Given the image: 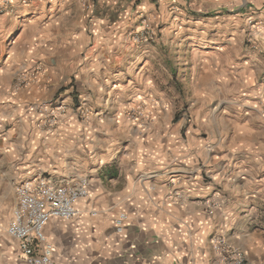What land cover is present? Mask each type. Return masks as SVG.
Returning <instances> with one entry per match:
<instances>
[{
	"label": "crops",
	"instance_id": "crops-1",
	"mask_svg": "<svg viewBox=\"0 0 264 264\" xmlns=\"http://www.w3.org/2000/svg\"><path fill=\"white\" fill-rule=\"evenodd\" d=\"M50 1L12 0L14 11L0 15V35L7 34L0 47V91L23 101L34 96L52 100L51 83L68 77L72 83L62 95L69 104L72 94L78 105L92 107L99 101L101 112L119 108L115 101L121 104L135 82L130 78L126 84L125 76L115 73L117 62L123 63L130 54L140 55L141 44L126 48V27H75L70 18L73 0H60L57 12ZM168 1L176 2L181 12L210 23L233 13L236 30L240 31L239 25L245 38L248 64L264 72V28L256 32L247 22L250 18L264 21V0ZM25 20L34 24L30 31L23 25L26 22L22 24ZM221 27L227 34V25ZM26 31L29 38L18 51L15 42ZM226 46L224 42L218 48ZM151 51L146 45L144 62L152 58ZM30 65L44 67L34 83L14 89L5 86ZM245 76L255 77L250 72ZM225 77L226 71L220 77L208 73L201 85H195L201 96L192 99L191 111L200 122L195 121L189 133L206 131L208 145L199 137L176 138L172 125L138 123L128 117L126 124L98 117L91 123L69 122L67 116L52 128H41L40 121L32 123L31 133L18 131L8 142L9 151L0 153V162L11 152L23 165L16 173L0 170V201H8L12 195L6 175H38L53 183L83 175L89 179L88 196L77 203L78 214L70 219L51 218L45 226L59 264H215L218 253L211 241L219 236L227 245L245 249L241 229L246 224H260L258 208L264 199V83L244 84L234 111ZM213 101H219V114H211ZM23 105L21 100L4 106ZM86 145L91 154L86 155ZM203 158L207 162L204 171L197 167ZM58 178L68 179L54 180ZM121 212L126 219L118 232L114 221ZM13 241L18 252L11 254L25 264Z\"/></svg>",
	"mask_w": 264,
	"mask_h": 264
},
{
	"label": "rangeland",
	"instance_id": "rangeland-1",
	"mask_svg": "<svg viewBox=\"0 0 264 264\" xmlns=\"http://www.w3.org/2000/svg\"><path fill=\"white\" fill-rule=\"evenodd\" d=\"M168 2V0L164 2H160V0H73L69 3L71 6L70 18L75 27L83 26L86 30L101 25H110L116 29L126 27L127 33L123 35L128 39L126 48H129L128 46L134 48L136 44H141L139 46L141 53L134 56L127 55L123 63L117 62L115 73L125 76L124 81L126 84L128 83L127 79L130 78L133 79L132 83L135 82V84H131L133 87L128 90V93H125L127 97L124 96L125 98L121 101V104L119 101H115V105L120 107L113 108V111L101 112L99 101L98 104L96 103L92 107L82 105V103L78 105L72 94H70L72 102L69 104V101H66L62 95V92L68 87L67 85L72 83V81L68 83V77L51 83L54 89L49 94L51 95L50 98H53L52 100L62 99L67 106L66 112L60 116L57 123L65 120L67 116L66 121L69 122L78 120L91 123L97 120L95 117H98V119L111 118L117 123L126 124L128 123V117L138 123L144 120L166 123L176 127L174 131L176 138L182 137L188 140L192 136L199 137L205 142L206 131H202L203 133L199 135L194 133L190 135L189 133L190 127L193 125L192 129H194V123L200 122V120L197 121L194 118V112L191 111L192 99L201 96L198 87L195 85H201L203 83L202 78L208 73L220 77L221 71H226V77L223 79L227 80L228 95L232 102L230 107L235 111L239 99L245 91L244 84H246V87H252L255 85V81L259 85L264 83V72L256 69V65L248 64L249 56L245 54V38L241 34L239 25L240 31L236 30L233 13H230L229 17H224L221 21L214 19V23H210L208 19H201L176 9V2ZM52 3H54L53 7H56L53 8V11H59L57 5L59 7L60 0H53ZM82 7H84L83 17ZM30 15L32 14H27L26 17ZM17 19L22 21L20 18ZM22 24L27 25L29 31L34 25L33 23L30 25L27 20L23 21ZM222 24L227 25V34L223 33ZM29 31H26V35L23 34V37L16 40L15 46L18 51L21 48L24 49V43L29 38ZM13 34H9L11 35L9 38ZM5 35L7 36V34ZM5 35H0V47L2 48L4 43L1 42L4 41ZM224 42H227L226 48H218ZM146 45L152 49V58H148L149 60L144 62L143 56ZM205 55L208 56L204 57ZM32 65L21 70L11 83H4L5 86H11L14 89L19 80H26L28 77H30L28 81L26 80L18 87L34 83L33 80L37 77L30 76L34 67ZM246 72H250L251 77L254 74L255 77L248 79L245 76ZM73 77L71 75L69 78L73 80ZM46 84L50 85V83ZM142 92H145V95L140 94ZM3 93L0 91V153L3 152V149L9 151L8 142H12L11 137L18 131H21L24 135L31 133L33 130L30 131V129H34L32 123L40 121L43 129L53 127L48 126L50 109L44 110V106L40 105L49 101V97L34 96L29 97V100L25 98L23 101L20 96L13 98L8 92L7 94ZM15 100L19 102L22 100L25 106H20V108L11 107L16 104ZM133 101V106L127 108L126 106ZM6 102L11 105L7 109L4 106ZM95 102L97 101L95 100ZM219 108V101H213L211 114L213 112L219 114ZM93 109H96V111H93ZM4 110H6V114L3 113ZM34 110L37 112L34 113ZM7 112L11 114H7ZM68 112L69 114H67ZM202 117L204 118V115ZM20 127H22V130H19ZM7 135H9V139L6 137ZM112 143L115 144V139ZM205 143L208 145L207 142ZM97 148L100 149V146ZM85 150L86 155L92 152L87 145ZM18 159V156H14L9 152L4 162H0V170H9L10 173L18 172L23 167ZM205 164L207 165L206 158L204 160L200 159L197 167L204 171L206 169ZM6 176V180H10L12 185V195H10L8 201H0V264H21L11 254L14 250L15 252L18 251L15 242L7 234V226L17 202L16 186L38 175L31 177H24V175ZM64 179L68 178L54 180ZM94 212L97 213V211ZM258 216L260 224H246L241 229L245 249L239 250L244 253L249 264H264V199L260 202ZM8 250L11 251L8 252Z\"/></svg>",
	"mask_w": 264,
	"mask_h": 264
},
{
	"label": "built area",
	"instance_id": "built-area-1",
	"mask_svg": "<svg viewBox=\"0 0 264 264\" xmlns=\"http://www.w3.org/2000/svg\"><path fill=\"white\" fill-rule=\"evenodd\" d=\"M21 1L27 3V0ZM13 11L12 0H0V15ZM247 22L256 32L264 28V21L250 18ZM41 71V65H36L30 76L36 78ZM26 80H19L16 87ZM40 105L44 106V110L50 109L49 127L57 124L67 109L64 100L59 98ZM15 190L17 202L7 226V234L18 243L25 264H59L53 257V245L45 235V226L51 218L70 219L78 214L77 203L88 196L89 179L80 177L68 182L53 183L46 177L35 176L18 184ZM125 219L126 214L123 212L115 218L118 232H122ZM211 244L218 253L215 264H249L244 253L227 245L222 237L213 238Z\"/></svg>",
	"mask_w": 264,
	"mask_h": 264
}]
</instances>
